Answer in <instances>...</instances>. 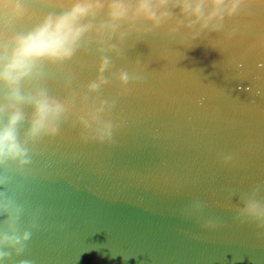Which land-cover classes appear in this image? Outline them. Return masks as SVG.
<instances>
[{"label": "water", "instance_id": "obj_1", "mask_svg": "<svg viewBox=\"0 0 264 264\" xmlns=\"http://www.w3.org/2000/svg\"><path fill=\"white\" fill-rule=\"evenodd\" d=\"M0 264H264V0H0Z\"/></svg>", "mask_w": 264, "mask_h": 264}]
</instances>
